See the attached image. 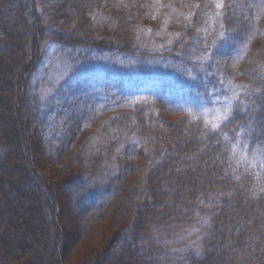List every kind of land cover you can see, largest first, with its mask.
<instances>
[{
	"label": "rangeland",
	"instance_id": "obj_1",
	"mask_svg": "<svg viewBox=\"0 0 264 264\" xmlns=\"http://www.w3.org/2000/svg\"><path fill=\"white\" fill-rule=\"evenodd\" d=\"M22 1L24 3L27 1L25 8H22V15L27 19V25L30 29L35 27L40 30V37L35 41L37 45L40 44L41 52L38 63L33 65L34 68L27 77L24 78L22 74L19 77L7 75L6 79L11 82L13 78L12 88L4 79L5 74L0 75V96L4 97L8 104L7 111L1 116L3 125H0V130H6L10 126L14 128V144H16V147L14 146L16 151L5 150L3 156L8 161L9 156L12 161L16 156L22 157L19 160L18 170L7 164L2 168V162L0 164L1 175H9L19 181V184L15 185L16 193L11 191L14 186L10 183L2 184L7 191V198L10 202H17L20 193L30 192L33 188L29 187L30 181L36 183L38 178L41 181L45 180L47 190L44 193L41 192L43 197H40L45 198L54 209L52 211L45 203L46 201L41 199L44 208H41L39 213L45 220L49 238L46 239L47 244L46 241L43 244V249L46 252L50 246L54 245L55 247L53 249L51 247L52 250L49 251L50 254L48 253L50 256L56 251L62 254L64 249V256L60 257V261L64 260L63 264H196L188 259L185 260L182 254L186 252L188 254V251H191L188 249L194 241L195 227L202 218V214H205L204 210L195 214V223H178L180 225L176 226L168 222L162 223L165 218L162 216L163 212L167 211L163 205V199L170 201L168 196L172 192V181L164 182V180H168L169 176L174 174L166 173L161 179L162 187L159 192L150 195L149 185L145 184L142 172H135L130 176L128 174L124 180H120L119 187L112 192L109 201L102 207L84 208L83 205L90 191L95 188V185L91 183L96 182V178L100 176L102 178L109 176L108 172L117 164L116 159L120 163L125 161V154L122 151L124 146L121 141L114 152L110 151L111 156L105 163L102 159L104 164L101 162L99 169L93 172L95 175L91 174L94 168L92 160L95 155L107 145L113 144L110 138L117 134L114 129L117 123L111 126L110 121H113V116L124 107L140 102L141 98L149 100L153 96H163L167 90H171L176 108L189 110L188 107H192L193 115L190 114V119L185 121L184 113H172L167 109L165 112H160L164 117L166 116L167 120L179 123L177 125L180 137L185 138L188 150L194 151L204 145L201 142L202 135L194 129L197 118L204 119L209 124H216L225 112L224 106L237 98V94L233 93L231 96L229 92L219 87L211 91L198 88L191 92L188 87L176 91L179 87H185L189 81L198 79L202 74L201 71L208 74V79H215L220 72L223 73V70L230 71V68L236 67L234 64L238 57L236 53L232 56V60L224 58L225 55L222 56L225 37H221L223 43H217L218 39L213 40L216 51L204 52L207 49H204L207 44L205 41H212L208 39L211 32L218 34L225 30L222 23L219 29L217 26L218 19L220 20L226 13L224 10L226 0H203L200 5H195L194 2L202 0H116L109 4L103 0L98 1L99 3L96 2L97 0H79L81 5L74 8L73 5L68 7L63 0H54L52 3L55 5L54 10L51 12L49 9V11L52 14L55 11L59 12L56 16L60 18L56 25L48 20L50 13L44 0ZM10 5L8 10L17 11V4ZM218 5L222 6L218 7ZM95 6L98 11L93 16L92 11L96 8ZM199 9L203 12L202 16L205 15L201 24H198L194 17L199 13ZM111 13L120 21L115 22L110 18ZM4 14L5 12L0 8L1 19ZM235 17V24L240 25L244 19L248 18V26L253 28L252 18H249L245 11H238ZM84 24L86 26H83ZM81 28L90 30V33L87 31L82 33ZM253 30L254 35L261 34V36L251 45V56L246 65L252 63L254 67L259 68L260 73L252 77L264 78V31H260L257 27ZM52 34L60 37L52 36ZM44 35H46L45 39H43ZM87 38L99 39L103 45L117 42L121 47L120 52L91 50L81 46L80 44L84 43L82 40ZM116 38L118 41L115 40ZM62 39L76 42L77 45L70 46L60 41ZM179 43L185 44L184 47L188 46L196 55L189 60H195L200 54L196 63L189 65L188 60L181 57L182 52L175 53L177 50L165 60L162 58L165 46L167 48L168 45L176 44L174 48L178 49ZM240 45L237 51L242 53L244 41ZM218 50L221 53H216ZM185 53L187 57L189 52ZM205 53L207 54L204 55ZM208 59L212 60V66L205 65ZM236 78L240 77L236 76ZM18 88L24 92L22 96L20 91H15L19 90ZM8 96L14 97L10 99ZM245 109L246 103L242 102L241 110ZM262 116L261 112L259 117ZM182 120L184 121L181 122ZM191 121L194 122L193 125L190 124ZM153 128L156 137L150 140L151 147L159 148L160 144L156 142V145L155 141H162V131L158 130L163 127L156 123ZM184 148L183 145L176 146L179 153H184ZM149 157L142 158V161H145L143 171L148 166ZM179 157L168 153L163 162L165 161L167 168L168 165L176 167L174 161H178ZM187 169L193 171L192 173L196 172L193 168ZM35 175L39 177L35 179ZM70 177L76 181L68 182ZM131 179L136 184L133 187V193L129 192L128 196L132 197L133 205H139V207L134 205L136 210L133 209V213L139 212L142 219L147 218L149 221L145 230L141 229L139 237H136L133 231L137 220L136 222L132 220L129 226H118L121 224L118 218L126 208V200H122L123 195L132 190H125L123 194L124 191L121 189ZM34 190L36 191V188L33 192ZM104 195L100 192L96 200H100ZM26 203L28 210L26 212L21 210L18 215V220L26 224L24 236L18 239L17 232L14 234L11 230L6 233L2 230L4 227L10 229L8 224L4 227L0 225V237H4L6 242L33 244L34 237L39 235L36 230L38 229L39 232L44 226L38 216L36 204L32 201ZM6 205L8 206L7 203H0L2 209L7 208ZM169 206L170 202H167V207ZM48 207L51 210L50 213ZM149 210L155 212L156 216L148 217ZM136 217L139 218V215ZM249 217L251 218L252 215ZM224 228H227L225 238L222 243L214 245L216 253L213 254L209 264H241L238 255H232L233 250L228 249L230 244L227 242L230 243V240L227 233H230V228L228 225ZM87 229L90 231L85 234ZM244 237L246 238V234ZM223 253L225 256L222 255ZM193 255L195 258V255L199 254L197 252ZM7 261L8 257H3L0 259V264Z\"/></svg>",
	"mask_w": 264,
	"mask_h": 264
},
{
	"label": "trees",
	"instance_id": "obj_2",
	"mask_svg": "<svg viewBox=\"0 0 264 264\" xmlns=\"http://www.w3.org/2000/svg\"><path fill=\"white\" fill-rule=\"evenodd\" d=\"M29 1L32 2L33 0ZM44 1L46 2L45 6L48 8V11L50 9L52 12L55 6L52 4L54 0ZM63 1H65L68 7L73 5L72 7L74 8L79 4L81 5L79 0ZM98 1L100 0L96 2ZM104 1L109 4L116 0H103V2ZM25 2L27 3V1ZM26 3L22 0H0V5H2L0 8L5 12L3 19L0 18V27L2 31L0 33V75L5 74L4 79L7 80L11 86L10 88L14 85V81L13 78L12 82L6 79L8 78L7 75L11 77L17 75V77H19L22 74L25 78L29 72H32V68H34L33 65H36L40 59L41 46L40 44L37 45L35 41L40 37V30L35 27L30 29V26L27 25V19L22 15V8H25ZM194 3L195 5H200L203 3V0ZM10 4H17V11L11 12L10 9L8 10L7 8L11 6ZM226 4L224 6L226 13L221 16L220 20L218 19L219 22L217 26L219 29L221 27L220 23H222L225 30H223V32H218V34L220 33L219 35L216 32L217 35L213 33V31L211 32L208 39L212 41H205L207 44L204 49L207 48L208 50L206 49L204 52L216 51L213 40L218 39L216 42L219 43L222 41L221 37H225L222 56L225 55L223 56L224 58L232 60V56L236 53L238 55L236 62H234L236 67H229L230 71L223 70V76H221L222 74L220 72V75L215 79H208V74L205 71H201L202 74L199 75L198 79L188 80L189 83H186L187 86L185 85V87L176 89L178 92L188 87L192 92V90L195 91L198 88L211 91L213 89H218L215 87H219L220 89H225V92H229L231 96H233V93L235 95L237 94V98L234 99L233 102H229L227 106H224L225 112L216 124H209L204 119L197 118L198 120L195 122L194 129L202 135L201 142L204 145L200 149L197 148V150L189 151L185 138H181L179 135V126L177 125L179 123H177V121L167 120V118H165L166 116L164 117L162 112H160H165L167 109L172 113H184L183 116L185 121L190 119V116L193 115L192 107H188L189 110L185 108H176L174 105V94L173 92L170 93L171 90H167L163 96L150 97L149 100L141 98L140 102L136 104L133 103L130 106L124 107L120 112H117L113 116V121H110L111 126H113V123H117L114 127L117 134L110 138L111 142L113 140V144L107 145L95 155L92 160L94 162V168L91 174L95 175L93 172H96L99 167L106 162V159L111 156L110 151L113 150L114 152L121 141L124 146V150L122 151L123 154H125V161L123 163L121 162V164L116 159L117 164L108 172L109 176H105V178L100 176L98 179L96 178V182H93V184L91 183V185H95V188L94 190L92 189L86 197L87 200L84 202L83 207L93 206L95 209L102 207L109 201L110 195L113 194L112 192L119 187L120 180H124L125 176L128 174L130 176V174L135 172H142L145 184L149 185V195L159 192L162 187L161 179L165 177L166 173L174 174L173 176L170 175L168 180H164V182L172 181V192L168 196L170 201L166 198L163 199V205L167 211L163 212L164 215L162 216L165 218H163L162 223L168 222V224L172 226L180 225L178 223H195V214L197 212L200 213V210H204L205 212L204 215L202 214V218H200L195 227L196 236H193L194 241L191 238L193 242L190 245V249H188L191 251H188V254L186 252L187 255L182 254L185 256V260L188 259V261L196 264H209L213 259V254L216 253L214 245L223 242L227 230V228L225 229L224 227L228 225L230 233L227 234L230 243L227 242V244H230L228 249L233 250L232 255H238V258L241 259V264H264V94H262L264 93V78L252 77L260 73V70L258 67H254L252 63L246 65L247 60L251 56V45L261 36V34L254 35L253 29L257 27L260 31H264V0H226ZM31 6L30 4V7ZM197 10L198 7L195 10V14ZM240 10L245 11L250 16L249 18H252L253 28L250 27V25L248 26V18L244 19L240 25L235 24V14ZM50 11L48 20H51V22L56 25L60 18L56 16L59 12L55 11V13L52 14ZM96 11H98L97 7L92 11L93 16H95ZM202 13V10L199 9L197 16H194L196 17V21L199 22L198 24L204 21L205 15L202 16ZM104 14L107 15V13ZM109 16H111L110 18L114 19L115 22L120 21L118 20L119 18L116 19L112 13ZM83 26L86 25L84 24ZM81 31L82 33L86 31L90 33L88 29L84 30L81 28ZM239 33L245 37L243 38ZM45 34L47 35V33ZM46 35L43 36V39H45ZM88 35L91 36L90 34ZM52 36L60 37L55 34H52ZM216 36L219 37L215 38ZM61 38L63 37L61 36ZM115 40L118 41L117 38ZM60 41L70 46L77 45L76 42H69L64 39ZM82 41L84 43L80 45L91 50H108L110 52L112 51L111 53H119L121 49L120 44L117 42H113L110 45L104 43L103 45L100 43L99 39L87 38ZM243 41L244 45L243 51L241 49V53L237 51V49L238 46L241 47L240 44ZM200 42H202V40H200ZM175 45L176 44H171L170 46L168 45L167 48L166 46L164 47L165 49H163L162 57L164 60L176 50L175 53L180 54L182 52L180 54L182 55L181 57L186 58L189 65L196 63L198 61L197 59L200 58L199 54L195 60H189L196 57L192 52L193 50L188 46L184 47L185 44L183 43L178 44V49L174 48ZM106 46L108 48H105ZM185 52H189L187 57H185ZM216 53L221 52L218 50ZM202 56L201 54V57ZM207 61L205 65L212 66V60L208 59ZM257 69L259 71H257ZM236 76L240 78H236ZM18 87L20 88L21 86ZM22 87H24V85H22ZM15 91H20L21 96L24 93L20 89ZM8 97L12 99L14 96ZM242 102L246 103V109L244 111L241 110ZM195 107H197V104H195ZM7 108L8 104H6L4 97L0 96V125H3L1 116L7 111ZM261 112L263 116L260 118L259 114ZM191 122L190 124L193 125L194 122ZM154 123L163 127V129L158 130L162 131V141H155L156 145L157 143L160 144L159 148L151 147L150 140L156 137L155 129L153 128L155 126ZM174 128L176 131H174ZM6 130H0V164L2 162V168L7 164V166L11 165L14 169L18 170L20 168L19 160L22 159L21 155L14 157V161H12V158L10 159L11 156H9V161L5 160L3 156L5 150L12 151L16 145L14 144V128L10 126L7 127ZM164 131L166 132L163 134ZM27 133L28 132H26V134ZM182 145L185 147L183 149L184 153L177 152L176 146L182 147ZM13 151H16V149ZM142 152L144 154H142ZM168 153L176 154V157L180 156L178 161H174L176 167L168 165L167 168V164L164 163L165 161L163 162L164 157L166 158ZM143 156H150L145 171H143L145 167V161H142ZM174 160H177V158H174ZM193 160L196 163L193 162ZM17 162L19 164H17ZM187 168H193L198 173H192L193 171H189ZM38 177L39 176H36L35 179ZM68 180V182L73 183L76 181L71 177ZM132 180L133 179L127 181L124 185L125 187L121 189L124 191L123 194H125V190H132L126 192V195L122 194V200H126V208L124 213L118 218V221L121 223L118 226H129L132 220L135 222L137 220L135 226H133V231L136 237H139L140 231L145 230L149 221L147 218L142 219L139 212L133 213V209L139 207V205L134 204V207L132 204V197L128 196L129 192L130 194L133 193V187L136 184V182ZM44 181V179L41 181L40 178L36 180V183L30 181L29 187L32 186L33 188L27 193L32 196L30 195V197L26 192H22L19 194L17 202H10L7 198V191L3 188L2 184L6 183L9 185L10 183L14 186L11 191L16 193L15 185H17V183L19 184V181L13 179V177L9 175L0 174V203L8 204L5 209L0 207V225L1 227L7 224L10 226V229L4 227L2 230H5L6 233H9L11 230L14 234L17 232L18 239L24 236L26 224L22 220H18V215H20L19 212L21 210H25V212L28 210V205L26 203L28 201H32V203L36 204L38 216L41 222L44 223L45 220L42 218L41 213H39L41 212L40 209L44 208L42 200L46 201L45 198L42 199L40 197L42 196L41 192L44 193L45 190H47V184H45ZM34 188H36L37 195H35V190L33 192ZM168 188L170 189V187ZM100 192L105 195L100 200H96ZM145 195L144 198L146 197ZM167 202H170L169 208L167 207ZM45 203L49 205L47 201ZM32 207L33 206H31V208ZM49 207L51 210L54 209L52 204H50ZM49 207L48 211L50 213L51 210ZM136 215H139V218H137ZM251 215L252 217L248 218V216ZM155 216V212L149 210L148 217ZM170 218H172V222ZM36 231L37 235H39L34 237V246L31 243L19 244L14 241L6 242L4 237H0V259L8 257V261L6 263L4 262V264H50L51 262V264H63V261H60V257L62 258V256H64V249L62 250V254L56 251L52 256L49 255V251L55 247L54 245L50 246V249L48 248L46 252L43 249V244H45L48 238L46 224L44 223V226L40 228L41 233H39L40 231L38 232V229ZM89 231L90 230L87 229L85 234ZM2 232L4 233V231ZM114 234H116V232ZM245 234L246 238H243ZM54 235L57 237L56 233ZM182 249L185 248L182 247ZM197 252L199 255H195L194 258L193 254ZM222 255L225 256L224 253Z\"/></svg>",
	"mask_w": 264,
	"mask_h": 264
},
{
	"label": "bare ground",
	"instance_id": "obj_3",
	"mask_svg": "<svg viewBox=\"0 0 264 264\" xmlns=\"http://www.w3.org/2000/svg\"><path fill=\"white\" fill-rule=\"evenodd\" d=\"M86 206V205H85ZM63 262H64V260H63ZM66 263V262H65ZM67 264H72V263H67Z\"/></svg>",
	"mask_w": 264,
	"mask_h": 264
},
{
	"label": "snow or ice",
	"instance_id": "obj_4",
	"mask_svg": "<svg viewBox=\"0 0 264 264\" xmlns=\"http://www.w3.org/2000/svg\"><path fill=\"white\" fill-rule=\"evenodd\" d=\"M220 6H222V5H218V7H220Z\"/></svg>",
	"mask_w": 264,
	"mask_h": 264
}]
</instances>
